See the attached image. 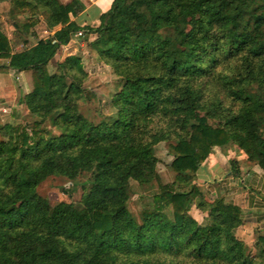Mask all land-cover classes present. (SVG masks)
<instances>
[{"label":"trees","instance_id":"trees-1","mask_svg":"<svg viewBox=\"0 0 264 264\" xmlns=\"http://www.w3.org/2000/svg\"><path fill=\"white\" fill-rule=\"evenodd\" d=\"M9 3L0 69L28 73L31 89L1 129L0 264H264V231L240 239L241 208L197 183L215 147L264 170V0H114L95 27L72 20L80 0ZM40 26L54 32L39 37ZM79 31L87 55L60 60ZM99 67L118 88L93 121L81 104ZM50 176L68 179L70 197L80 186L81 200L51 206L38 193ZM135 183L149 200L139 217Z\"/></svg>","mask_w":264,"mask_h":264},{"label":"crops","instance_id":"crops-1","mask_svg":"<svg viewBox=\"0 0 264 264\" xmlns=\"http://www.w3.org/2000/svg\"><path fill=\"white\" fill-rule=\"evenodd\" d=\"M60 1L67 4L73 0ZM80 1L84 9L77 16L72 17V20L82 27L98 26L100 16L114 2V0ZM6 25L13 30V25L7 23ZM53 32L43 26L38 29L39 37H47ZM81 38L82 36H74L70 43L64 45L59 59L64 60L67 56L79 52L77 44ZM94 38V35L89 36L90 41ZM33 40L36 41L34 38ZM83 42L82 47L84 44L86 46L84 39ZM22 46L19 44L16 50H21ZM28 77V73H16L11 69L0 70V139L3 137L1 129L10 121L11 110L16 106L20 94L27 93L31 89L26 83ZM197 183L206 188L208 197L223 196L233 200L241 208L243 224L236 232L240 239L252 243L257 233L264 231V170L249 162L244 152L231 145L215 147L199 168Z\"/></svg>","mask_w":264,"mask_h":264},{"label":"rangeland","instance_id":"rangeland-1","mask_svg":"<svg viewBox=\"0 0 264 264\" xmlns=\"http://www.w3.org/2000/svg\"><path fill=\"white\" fill-rule=\"evenodd\" d=\"M10 7L9 0H0V12L1 17L0 20L5 21V16L3 15V12L8 10ZM7 24H11V22L7 21ZM8 32H10L11 37L12 35V29L9 25H5ZM44 36L46 34L43 33ZM31 37V36H30ZM33 39V38H30ZM83 39L81 38V41L78 42L77 45H79V52H86L87 55L88 49L86 48L85 44L82 47ZM95 62H92L91 65H93ZM3 70V69H0ZM31 84V79L26 81L27 84ZM86 87L95 94V99L91 100L87 103L81 104V110L82 112L88 116L93 121H99L100 116L98 112L99 102H106L110 95L113 93V91L117 90V80L115 77L111 74V72L106 68H100L96 70V73L93 74L91 79L86 83ZM11 120V119H10ZM21 120L15 121V124L21 123ZM3 136V134H2ZM3 138V137H2ZM156 153L159 157V163H158V172L161 176V179L163 182H171L175 179V172L172 170L170 163L172 160V155L168 153V145L167 143H161L156 147ZM69 181L68 179L64 177H55L50 176L46 180H44L38 187V193L46 197L49 200V203L51 206H54L56 203L66 200V201H74L79 202L81 200L83 190L79 186L75 192L72 193L71 197L68 194H65L63 192V187H66L68 185ZM139 192H138V191ZM140 189L137 187V184L135 183L133 186L131 198L128 203V207L130 211L136 216L139 217L141 214L142 207L144 205H147L148 199H144L140 197ZM250 246L252 245L249 243Z\"/></svg>","mask_w":264,"mask_h":264},{"label":"built area","instance_id":"built-area-1","mask_svg":"<svg viewBox=\"0 0 264 264\" xmlns=\"http://www.w3.org/2000/svg\"><path fill=\"white\" fill-rule=\"evenodd\" d=\"M83 35V32L82 31H79L75 34L76 37H81ZM18 79V78H17Z\"/></svg>","mask_w":264,"mask_h":264}]
</instances>
